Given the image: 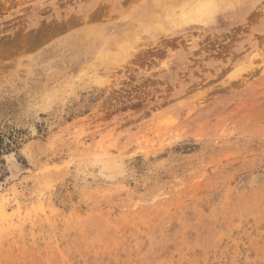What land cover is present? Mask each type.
<instances>
[{
	"label": "rangeland",
	"instance_id": "obj_1",
	"mask_svg": "<svg viewBox=\"0 0 264 264\" xmlns=\"http://www.w3.org/2000/svg\"><path fill=\"white\" fill-rule=\"evenodd\" d=\"M0 264H264V0H0Z\"/></svg>",
	"mask_w": 264,
	"mask_h": 264
},
{
	"label": "bare ground",
	"instance_id": "obj_2",
	"mask_svg": "<svg viewBox=\"0 0 264 264\" xmlns=\"http://www.w3.org/2000/svg\"><path fill=\"white\" fill-rule=\"evenodd\" d=\"M12 167V166H11ZM14 172V171H13Z\"/></svg>",
	"mask_w": 264,
	"mask_h": 264
}]
</instances>
